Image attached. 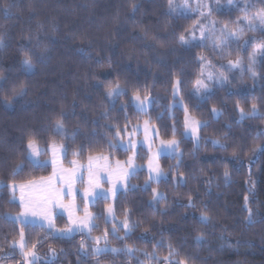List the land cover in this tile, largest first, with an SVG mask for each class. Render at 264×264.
I'll return each instance as SVG.
<instances>
[{
	"label": "trees",
	"instance_id": "trees-1",
	"mask_svg": "<svg viewBox=\"0 0 264 264\" xmlns=\"http://www.w3.org/2000/svg\"><path fill=\"white\" fill-rule=\"evenodd\" d=\"M246 1L245 12L240 5L210 1L207 14L218 25L232 27L243 13L264 9V0ZM181 11H170L169 0H0V183L48 177L47 148L53 143L66 146L67 155L61 153L65 166L73 160L83 163L89 155L123 160L128 151L109 148L108 141L125 140L142 121L154 126L159 140L179 141L183 153L159 158L163 175L158 181H149L144 169L135 172L112 201L113 221L105 222L109 201L97 198L88 207L98 225L91 237L107 230V246H132L137 250L132 257L93 255V247L105 246L103 239L97 245L82 233L61 238L5 219L17 215L20 207L10 202L7 187L0 188V264H21L12 246L21 230L25 250L32 249L40 259L34 264H264V136L257 135L264 131V56L255 49L264 44V32L246 31L242 40H227L222 47L209 35L196 37L198 11ZM190 31L194 41L182 46L179 37ZM26 58L32 62L30 73L22 68ZM203 59L248 64L242 86L236 77L223 87L209 83L207 98H196L191 91ZM117 84L126 94L108 97L109 87ZM137 92L142 99L148 95L145 112L131 103ZM253 103L260 115L240 121L237 105L247 112ZM185 115L200 122L198 141L185 136ZM58 120L64 138L53 131ZM117 130L120 137H115ZM29 138L42 150L38 157L46 166H34L26 158ZM144 159L137 153L140 165ZM17 165L23 170L14 175ZM153 189L164 199H154ZM190 200L194 206H188ZM202 214L210 218L207 224L200 222ZM125 219L135 226L126 238L116 239L113 225L124 237ZM54 223L66 226L60 215ZM198 235L203 237L199 242Z\"/></svg>",
	"mask_w": 264,
	"mask_h": 264
},
{
	"label": "snow or ice",
	"instance_id": "snow-or-ice-1",
	"mask_svg": "<svg viewBox=\"0 0 264 264\" xmlns=\"http://www.w3.org/2000/svg\"><path fill=\"white\" fill-rule=\"evenodd\" d=\"M229 3H232V0H229ZM169 8L170 11L174 10L173 7V0H169ZM7 11V9H5ZM253 21H258L259 23H254ZM243 23H246L247 29L249 31H261L264 32V27H261L264 25V9L258 11L252 19H246ZM245 31L244 27H238L233 32H227V29L222 30V35L227 33L229 39H237L240 34H242ZM202 35H204L203 30L201 32ZM194 35V34H193ZM179 41L182 46H191L192 40H189L184 35H181L179 37ZM248 43V42H246ZM227 41H221V46H226ZM256 52H259L262 56H264V44H260L257 46ZM256 52L253 53V55L250 57V61L252 64H255V56ZM240 63L239 60L232 61L229 60L228 64L232 66H236ZM223 67V66H222ZM22 68L25 71V73H30L33 70L32 62L30 58H26L22 61ZM201 70L203 73L204 66H201ZM253 78H255L256 73H252ZM208 80H213L212 73H208ZM226 80V78H225ZM225 80H218L217 83L220 84L221 87L224 86ZM180 81L177 80L176 83L173 85L174 91H178V85ZM197 85L204 88L206 92L210 91L208 89V85L204 83L203 80L198 79L196 81ZM0 88H3V83L0 82ZM24 93L21 91L18 95L22 96ZM124 89H122L119 84L115 85L114 87H109L107 91L108 97H119L121 95H125ZM205 99L207 97H204ZM134 102H138L135 106L139 111H144L143 105L146 101H148V95H145L143 99H141V96L139 95V92H137L133 97ZM238 111H239V119L240 121L246 119V118H256L260 115L257 109V105L255 103L252 104L250 111H245L243 107H240L237 105ZM213 113H217V109H212ZM104 115H107L106 113ZM145 125L147 126V121L145 122ZM206 126V125H204ZM105 127H109L108 125H105ZM185 127L190 128L192 135L197 136L198 128L201 127V124L197 120H190L186 118L185 120ZM111 130V128H109ZM138 129H133V131H137ZM54 133L62 138H64V126L61 121H57L55 124V127L53 129ZM125 132H127V127L124 129ZM145 131L147 133V127H145ZM121 132L120 130H117L115 132V137H120ZM259 136H264V131L258 132ZM72 139H75V135H73ZM145 140H147V135L145 136ZM198 141V136H197ZM219 141H213V144H218ZM109 148H117V147H124L119 141L117 143L113 144L111 140L108 141ZM128 148H134L135 144L132 143L131 140H129ZM220 147H225V145L221 144ZM26 148L28 150L27 159L30 163H32L34 166H46L47 162H41L38 159H35V157H38L41 154V149L38 147L36 141L32 138H29L27 141ZM83 149V146H81V151ZM52 150V160L51 164L53 166V173L52 176L44 178L41 177L39 180H29L25 183H21L17 185L16 183L5 185L3 183H0V188H9L11 193L13 194V197L15 195V192L17 189L20 191V203L24 209V212L21 214V217H10L6 216L5 219H19L22 223H25L27 225V216L30 214L33 217H40L41 220L39 222V226L41 228L47 227V230L49 233H52L54 235H60V236H71L73 233L79 232L84 233L85 235L89 236L90 238L94 239L95 243L99 245L100 240L103 239L105 246L104 247H93L90 251L93 255H100L104 253H113V254H120L123 253L129 257L134 256V252L137 251L132 246H126L125 248H109L108 245V235L109 232L107 230L104 231L102 236H96L91 237V231L94 228H97L98 225L95 223H92V221L95 219L92 213H90L87 208H85V215L81 217H75L73 216L72 209L75 208L74 203V197L77 194L74 190L73 186L77 180L83 182L84 177L80 169H82L84 166L78 164L76 160L71 161L72 168L65 169L62 166H58L57 161V152H61L63 155H67V148L64 145H60L59 149H57V146L55 143L51 145ZM127 150V149H126ZM168 153V154H175L182 156L183 153L179 151V141L176 139H170L167 141H161V149L159 154ZM73 155H79V152H74ZM125 164H127V167H125ZM149 179H157L160 176L163 175V172L159 166V164H154L152 160L149 162ZM23 170V165H17L16 169L14 170V175L18 174L20 171ZM87 171H88V178H87V187L85 188L83 192V198L86 201H95L97 198H103L107 199L109 194H111L113 197L116 196V194L121 190L118 185H122L123 182L130 179L132 175H134L136 169L133 165V157H129L126 162H121L119 160L116 161L115 167H113L110 163V159L108 156H105L103 154L99 155H89L88 156V164H87ZM102 173H107V179L110 183H112V188L108 191L100 190V181L102 179H105V177L102 175ZM155 174L154 176L152 174ZM225 177L228 176V172L225 171L224 173ZM57 183H63L66 186V190L64 188H57ZM135 187V186H132ZM67 194L73 196V201L69 202L68 204H64L62 197ZM153 198L154 199H164L162 194L158 193L156 189H153ZM247 199V198H246ZM10 202H14L10 201ZM59 206L62 209H65L68 211V219L70 224L73 225V227L63 229V230H55L54 220L52 218L51 209ZM188 206H194L191 203V200L189 201ZM78 211V209H77ZM107 212L109 216H112L113 214V208L109 206L107 208ZM248 217L246 218L248 223H254L252 220V212L251 209H248ZM127 215V214H126ZM23 218V219H22ZM114 219V217H113ZM209 217L206 214H202L199 217V220L201 223L207 224L209 222ZM44 221H47V224L45 225ZM105 222H108V217H105ZM122 228L125 230V236L120 237L117 235V226L114 224L113 228L111 230V234L116 239H124L126 238L130 232L131 229L135 226L128 222L127 219H125L122 222ZM20 240L18 242L13 243V248L19 247L21 254L24 257H32L33 260L35 259V252L32 249L25 250L26 244L24 240V232L23 230L20 231ZM198 242L203 239L202 235H198L195 238ZM160 244H157V247H159ZM171 247V245H169ZM32 248H35V244L32 246ZM84 248L83 243L81 244V249ZM53 253V256H55V251L51 250ZM89 252L84 251L83 255L87 256ZM174 253H170L172 255ZM146 256L149 255V253H145ZM165 260H168V257H165ZM169 264H172L171 261H169ZM176 264H186V261L180 260L177 261Z\"/></svg>",
	"mask_w": 264,
	"mask_h": 264
},
{
	"label": "rangeland",
	"instance_id": "rangeland-1",
	"mask_svg": "<svg viewBox=\"0 0 264 264\" xmlns=\"http://www.w3.org/2000/svg\"><path fill=\"white\" fill-rule=\"evenodd\" d=\"M210 1H214V3L218 4V5H224L226 7H229V6H234L235 4L236 5H240L241 6V10L242 11H246V7H247V4H248V1L246 0H232V3L230 4L229 3V0H173V7H174V10L172 12H177V13H180L181 11L182 14H185V12L187 13H191L192 11H198V15H199V18H198V21L200 22V24L198 25V29H196V33H197V38H201V37H204V35H209L208 38L212 41H217V43H220L221 41H224V40H230L227 33H225L224 35H222V30H225L227 29V32H233L235 31L238 27H244L245 28V31L239 35V39H243L244 38V33L247 31H249L247 29V26H246V23H243L244 21H246V19H252L253 17H255L256 13L257 12H253V13H243L241 15V19H240V22H238L239 24H235V26H232V27H229L228 25H218L216 22L217 20L212 18L207 14L209 13L210 11V7L208 6V3H211ZM219 10V7L217 8V11ZM202 19V21H201ZM254 23H259L258 21H253ZM203 30V33L204 35L201 34ZM194 32L190 31V33L187 35L186 38H188L189 40H192V42L194 41ZM246 40V38H245ZM243 43V42H242ZM255 49H257V47H255ZM204 66V70H203V73H202V70H201V74H200V80H203L205 84H211L213 83L214 86H218L220 85L219 83H217L218 80H225V82L227 81H231V78L234 80L235 77L238 78L237 81L240 80V82H236V84L240 85L239 87L242 86V82H241V77L243 75V71L245 72L246 69H247V66L248 64H244L242 61H240V63L236 66H232V65H229L228 62L226 63H221V62H217V61H210L209 59H203L201 60V66ZM223 66V67H222ZM212 73L213 75V80H208L207 77H208V73ZM208 89L210 90V87L208 86ZM211 91V90H210ZM210 91L206 92L204 88L200 87L199 85H197V83H195L193 89H192V94L198 98L199 100H203L204 97H207L209 94H210ZM173 95L176 96L177 95V91H174V88H173ZM133 97H131V103L133 105V107L139 111L137 109V107L135 106L138 102H134L133 101ZM142 99V98H141ZM175 105H180L179 102H177V104L175 103ZM149 106V102L146 101L143 105V108H144V111H139V112H145L147 110ZM186 118L190 119V120H194L192 118H190L189 116L185 115L184 117V134L186 137L192 139L193 141H196L197 140V136H198V133H197V136H193L192 135V132H191V129L190 128H186L185 127V120ZM145 122L146 121H142L141 123L133 126L132 130L130 131V133L126 136V139L123 140V141H120L119 142L124 145V147H120V149L122 150H126L128 151V156L123 159V160H119V159H110V163L113 167H115V163L117 160L121 161V162H126L128 160L129 157H133V165L136 169L135 172L139 171V170H142L144 169L145 173L147 174V178L149 181H158L162 176H160L159 178L157 179H149V162L150 160L153 161L154 164H159V158L161 156H167V155H172V154H168V153H163V154H159L157 155L158 153H160V149H161V141L162 140H159V138L157 137V134H156V130L154 128L153 125L149 124L147 122V126L145 125ZM145 127H147V133L145 131ZM133 129H138L137 131H133ZM147 135V140H145V136ZM129 140L132 141L133 144H135V147L134 148H128V143H129ZM52 145V144H51ZM51 145L48 146L47 148V153L49 154V157H48V163L50 165V168H51V173L48 177L52 176V173H53V166L51 164V160L53 158L52 156V150H51ZM56 145V144H55ZM57 146V149H59V146ZM137 153H139L140 155H144L145 156V159H144V163L142 165L139 164L138 160H137ZM106 156V155H105ZM35 159H38V157H35ZM57 161H58V166H62L63 168L65 169H70L72 168V164L70 162V165L69 166H65L63 165L62 163V155H61V152H57ZM78 164L80 165H83L84 167L82 169H80L79 171L82 172L83 174V177H84V180L83 182L77 180L73 186L74 190L76 191V195L74 197V203H75V208L72 209V212H73V216L74 218L75 217H83L85 215V208H87V210L89 211L88 209V206L89 205H92L94 202L93 201H86L84 198H83V192L85 190V188L87 187V178H88V171H87V164H88V157L87 159L85 160V162L83 163H80L78 162ZM125 167H127V164H125ZM102 175L105 177V179H102L100 181V190H103V191H108L109 189L112 188V183H110L107 179V173H102ZM153 176L155 175L154 173L152 174ZM47 178V177H46ZM127 184V181L123 182L122 185H118L120 187L121 190H123L125 188ZM19 185V184H17ZM56 187L57 188H64L66 190V186L63 184V183H57L56 184ZM10 194H11V201L14 200V202H16L19 207H20V211L17 215H14V216H10V217H21V214L24 212V209L20 203V191L19 189L16 190L15 192V195L13 197V194L11 193L10 189L8 188ZM120 190V191H121ZM79 198V201L81 202V206L78 205L77 201ZM115 197H113L111 194H109L108 198L107 199H104V200H107L109 201V204L105 207L104 209V215L105 217H108V222H111L113 221V217H114V211H113V214L112 216H109L108 212H107V208L109 206L112 207V201ZM63 202L64 204H68L69 202L73 201V196L71 195H67L65 194L63 197ZM103 199V198H101ZM113 208V207H112ZM78 209V211H77ZM51 214H52V218L54 220V217L57 216V215H60L62 216L65 220H66V226L63 227V228H59L55 225V230H63V229H67V228H70V227H73L72 224H70L69 222V219H68V211L65 210V209H62L60 208L59 206L55 207V208H52L51 209ZM23 219V218H22ZM14 220V219H12ZM41 218L40 217H33L31 216L30 214L27 216V224L28 225H35V226H39V222H40ZM15 222H18L20 224H25V223H22L21 220L19 219H15L14 220ZM45 225L47 224V221H44ZM40 227V226H39ZM44 229L47 230V227L45 226ZM79 232H76V233H73L71 236H60V235H54L52 234L53 236H57V237H61V238H70L72 237L73 235L75 234H78ZM84 234V233H82ZM20 240V236H19V239L16 241L18 242ZM13 245V244H12ZM15 249V252L21 256L22 258V261H21V264H34L38 261H40L39 257L37 256V254L35 253V259L33 260L32 257H24L21 252H20V249L19 247H16L14 248ZM27 251V250H26Z\"/></svg>",
	"mask_w": 264,
	"mask_h": 264
},
{
	"label": "crops",
	"instance_id": "crops-1",
	"mask_svg": "<svg viewBox=\"0 0 264 264\" xmlns=\"http://www.w3.org/2000/svg\"><path fill=\"white\" fill-rule=\"evenodd\" d=\"M48 157H49V154H48ZM38 160H39V157H38ZM39 161H40V160H39ZM38 180H39V179H38ZM89 206H90V205H89ZM89 206H88V207H89Z\"/></svg>",
	"mask_w": 264,
	"mask_h": 264
}]
</instances>
